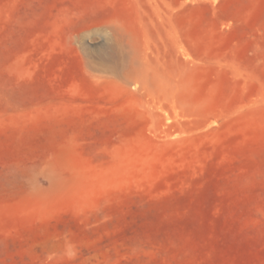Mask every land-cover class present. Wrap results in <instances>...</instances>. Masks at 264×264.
I'll use <instances>...</instances> for the list:
<instances>
[{
    "label": "rangeland",
    "instance_id": "rangeland-1",
    "mask_svg": "<svg viewBox=\"0 0 264 264\" xmlns=\"http://www.w3.org/2000/svg\"><path fill=\"white\" fill-rule=\"evenodd\" d=\"M0 264H264V0H0Z\"/></svg>",
    "mask_w": 264,
    "mask_h": 264
}]
</instances>
